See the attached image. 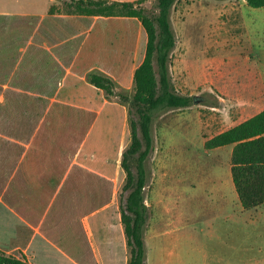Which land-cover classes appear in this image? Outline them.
Instances as JSON below:
<instances>
[{"label":"rangeland","instance_id":"rangeland-1","mask_svg":"<svg viewBox=\"0 0 264 264\" xmlns=\"http://www.w3.org/2000/svg\"><path fill=\"white\" fill-rule=\"evenodd\" d=\"M31 1L2 0V6L47 10V0ZM71 1L54 0L52 8L68 12ZM144 1L149 11H157V0ZM69 15L68 55L91 54L85 55L94 60V70L109 73L117 85L106 97L69 75L65 104H23L12 123L4 122L5 128L17 125L25 140L35 132L34 143L44 150L36 152V162L50 163L48 169L36 168L35 232L39 228L62 251L47 249L35 259L41 264H129L120 205L126 195L121 161L131 141L130 102L123 103L120 95L133 94L147 34L137 18ZM172 21L174 83L203 101L155 119L146 193L151 212L147 264H264V219L252 221L238 212L227 218L223 201L208 195L228 176L231 147H204L206 138L264 105V7L246 0H179ZM43 117L51 119L50 127Z\"/></svg>","mask_w":264,"mask_h":264},{"label":"crops","instance_id":"crops-1","mask_svg":"<svg viewBox=\"0 0 264 264\" xmlns=\"http://www.w3.org/2000/svg\"><path fill=\"white\" fill-rule=\"evenodd\" d=\"M34 2L31 4L35 5ZM47 3L46 11H8L3 9L0 0V249L16 256L24 254L33 264H41L35 259L39 256L37 252L52 249L60 254L62 251L59 246H52L39 228L35 232L36 168L48 169L50 163L36 162L39 158L36 152L44 150L35 145V132L25 140L17 125L5 128L4 122L13 121L14 112L17 113L18 106L23 104H65L68 76L71 75L74 82L84 79L90 85L87 76L94 70V60H86L88 55L85 54L89 53L68 55L67 22L71 15L68 17L61 6L51 13L54 0H47ZM81 16L88 19L95 15ZM263 108L264 105L259 111ZM9 112H12L10 118L6 115ZM46 122L50 127L51 119ZM229 146L231 155L233 145L224 147ZM224 180L219 182L217 191L208 195L223 201L220 208L227 218L229 213L238 212L248 215L252 221L264 219V204L258 209L243 208L232 180L231 166Z\"/></svg>","mask_w":264,"mask_h":264},{"label":"trees","instance_id":"trees-1","mask_svg":"<svg viewBox=\"0 0 264 264\" xmlns=\"http://www.w3.org/2000/svg\"><path fill=\"white\" fill-rule=\"evenodd\" d=\"M179 0H157V11H149L144 0H72L68 14L127 16L137 18L147 34L146 52L133 74L130 102L131 141L122 154L125 171L121 202V223L129 248V264H147L146 233L150 206L146 193L152 170L151 154L155 148V119L163 113L201 103L202 96L179 91L171 71L177 37L172 12ZM249 6L264 7V0H246ZM51 13L54 12L51 8ZM88 82L105 92L115 94L117 82L102 71L93 70ZM233 145L231 175L244 209H258L264 204V108L252 117L206 138L208 150ZM0 264H33L26 256L8 254L0 249Z\"/></svg>","mask_w":264,"mask_h":264}]
</instances>
